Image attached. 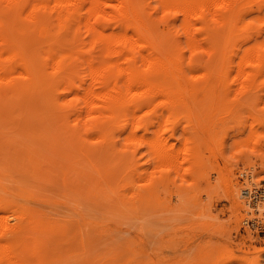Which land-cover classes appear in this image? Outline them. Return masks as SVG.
<instances>
[{"label":"rangeland","instance_id":"obj_1","mask_svg":"<svg viewBox=\"0 0 264 264\" xmlns=\"http://www.w3.org/2000/svg\"><path fill=\"white\" fill-rule=\"evenodd\" d=\"M263 20L264 0L240 2L227 21L210 18L196 53L180 37L181 66L189 72L195 58L209 81L128 145L117 127L105 147L85 140L61 103L72 97L65 83L40 80L28 109L0 106V221L24 229L27 264H264V197L254 207L242 195L264 190ZM82 35L66 47L84 48Z\"/></svg>","mask_w":264,"mask_h":264},{"label":"bare ground","instance_id":"obj_2","mask_svg":"<svg viewBox=\"0 0 264 264\" xmlns=\"http://www.w3.org/2000/svg\"><path fill=\"white\" fill-rule=\"evenodd\" d=\"M252 1L155 0L150 7L149 0H0V106L25 108L35 96L40 80L47 79L51 87L65 83L64 88L72 97L61 103H65L73 118L70 124L75 123L76 131L85 133L88 138L84 135L85 140H95L105 147L111 130L117 127L128 130L127 144L151 117L162 114L157 113L159 109L177 110L184 94L209 81L212 70L199 69L195 58L189 72L181 66L180 37L184 38L185 47L196 53L199 37L210 18L227 21L240 2ZM157 11L162 13L159 20L153 14ZM176 21L180 22L171 30L170 24ZM159 24L164 25L163 30ZM70 33L75 38H80L81 33L85 35L87 41L85 38L82 39L85 42L81 41L86 43L85 49L78 48L79 45L66 47ZM32 36L45 42L44 57L42 53L39 58L32 49L35 46L30 45ZM260 67L246 71L247 76L256 77L262 72ZM61 107L62 110L64 106ZM70 135L72 139L77 136ZM159 140L158 144L156 140L152 143L159 146ZM164 143H160L161 147ZM163 149H158L161 158L168 156L167 149ZM258 190L242 191L254 207L260 200H254L252 195ZM5 221H0V264H27L29 258L20 241L24 229L18 223L8 225Z\"/></svg>","mask_w":264,"mask_h":264},{"label":"built area","instance_id":"obj_3","mask_svg":"<svg viewBox=\"0 0 264 264\" xmlns=\"http://www.w3.org/2000/svg\"><path fill=\"white\" fill-rule=\"evenodd\" d=\"M264 197V190H258L257 194L252 195V198L256 201L258 200H262V198Z\"/></svg>","mask_w":264,"mask_h":264}]
</instances>
